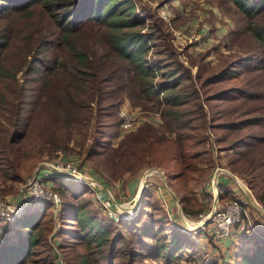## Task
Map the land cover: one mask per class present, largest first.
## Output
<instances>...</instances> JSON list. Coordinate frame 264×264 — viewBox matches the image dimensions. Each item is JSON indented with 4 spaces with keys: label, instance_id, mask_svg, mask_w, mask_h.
I'll use <instances>...</instances> for the list:
<instances>
[{
    "label": "trees",
    "instance_id": "16d2710c",
    "mask_svg": "<svg viewBox=\"0 0 264 264\" xmlns=\"http://www.w3.org/2000/svg\"><path fill=\"white\" fill-rule=\"evenodd\" d=\"M217 3L227 11L235 9V26L225 35V44L237 46L241 55L224 60L218 70H211L201 56L192 74L181 62L169 61L174 52L164 42L156 44L164 35L161 27L148 23L134 0H0V176L21 185L31 176L41 158V151L32 153L26 145L36 135L34 127H41L37 137L43 150H66L75 129H90L101 116L113 118L107 124L115 129L118 106L127 98L134 106L156 103L164 126L160 130L144 121L138 136H125L120 146L130 142L142 150V163L154 164L152 148L169 143L166 162L173 164L167 179L190 181L196 162H209L203 156L211 151L208 133L222 129L215 141L236 151L227 168L247 182L264 208V0ZM241 75L250 78L209 92L208 87ZM211 100L240 101L238 118L213 123L203 106ZM95 154L87 149V155ZM55 180L52 187L62 198L56 215L54 204L45 201L14 220H0V264H55L48 242L54 216L64 235H70L63 247H83L68 264L195 259L196 241L171 223L163 204L151 200L152 193L143 194L140 211L130 222L110 221L87 203H78L86 185L81 192L74 185L81 183ZM232 188L231 182L219 185V206L234 197ZM192 198L184 194L180 199L186 213ZM70 223L76 228H67ZM236 228L254 238V247L239 254L237 264H264V235L246 216ZM185 248L193 250L186 253Z\"/></svg>",
    "mask_w": 264,
    "mask_h": 264
},
{
    "label": "rangeland",
    "instance_id": "374dc122",
    "mask_svg": "<svg viewBox=\"0 0 264 264\" xmlns=\"http://www.w3.org/2000/svg\"><path fill=\"white\" fill-rule=\"evenodd\" d=\"M134 1L137 4L138 9L143 10V14L148 23L161 27L160 30L164 35L156 40V44L164 42L167 44L166 46L169 50L174 52L173 58L169 59V61L175 60L181 62L192 72V74L196 72L197 66L201 61V56H204L202 60L209 68H211V70H218L224 60H232L235 58V55H241V50L237 46L227 47L225 44V35L235 26L237 14L235 13L234 8H232L231 11H227L225 6H221L217 3V0ZM163 3L166 4L167 10L170 13L169 19H164L159 13L160 5ZM178 32H181L182 34L185 33L184 35H186L187 38L184 35H177ZM179 36L180 38H177ZM189 38L191 39L189 40ZM200 42H204L203 46H198ZM166 59L168 60L167 57ZM208 72L209 71L205 74H208ZM19 77L21 78V74H19ZM249 78V75H241L233 81L208 87L210 88L209 92H212L211 94H213V92L224 86L240 85L239 82L242 79L248 80ZM239 104H241L240 101L211 100L203 106L208 118L213 116L214 120L212 122L219 123L226 119L238 118L239 115L236 113L235 108H237ZM226 110L230 111L227 115L224 113ZM123 112L137 115L138 118H142L144 120L132 129L124 131L121 128ZM117 116V120L119 121L116 128L114 127L115 129H109L110 126L107 123L112 121L113 118H109L107 116H101L98 122L92 121V123H90V129L89 127L82 128V130L75 129L72 136L73 140L69 142L66 150H43V140L37 137L41 132V127L40 125L34 127V133L36 135L31 137V134L26 145L32 153H38L41 151V158L35 164L31 175L34 174L37 167L43 161L50 162L57 158H66L85 165L89 172L93 175L94 179L101 181L102 184L109 187L113 192L115 200L113 207L118 210L120 214L119 218L116 219L109 215L108 210L104 208L103 204L97 199L96 193L89 186L86 185L88 188L85 187V191L82 184H74V181L66 180L64 178L59 179L64 180L65 183L68 184L73 182V184L78 187L81 192L84 190L80 199H78L81 201H78V203H87V205L91 206V208L99 216L110 221L123 219L130 222L140 211L143 194L152 193L153 197L151 200H155L154 202H160V204H163L162 206L166 210L171 223L174 226L188 232L191 240L196 241L195 250L191 248H185L184 250L186 253H190L193 250L196 254L194 260L180 261L172 264H237L239 254L247 252L248 249L250 250L254 247V238L252 235L249 237V234H246L244 237L243 234L247 232L245 230L242 232V230L240 231L235 226L230 236L222 241H214L210 234L212 225L205 226L204 229H202L200 224L197 226H190L187 224V221L200 223L212 210L215 201V191L212 180L217 168H225L235 174L236 178L246 187L248 194L251 195L254 205L264 212L263 206L254 196L247 182L239 174L234 173L232 170L227 168V163L235 157L236 151L234 149H230L224 142L215 141V139L220 138L221 134L225 131L222 129H214L212 132L208 133L211 137V142H209L210 144L206 142V147L210 145L211 151L203 156H206L209 159V162H196L198 170L189 173V176L193 178L192 180L169 181L166 176V171L169 166L173 164L171 162H166V157L169 152L168 149L170 147L168 145L169 143H162L161 146L157 145L152 148V157L154 158L153 160H155L154 164L142 163V150H135V147L130 146V142H128L129 144L126 143L125 145L120 146V143L125 136L133 134L131 137H137L138 134H136V132L143 128V124L146 122L151 123L156 128L162 130L164 120L161 117V107H158V105L154 102H150L145 106H134L127 98H125L118 106ZM198 123L199 121L195 119L192 124L197 126ZM95 125L97 130L93 129ZM110 130H112L111 136ZM203 146L204 145L202 144L198 146L197 149L202 150ZM141 147L142 146H139L140 149ZM88 148H90L91 151L94 150L95 153L97 152L98 154L92 156L87 155ZM132 152H136L137 154L132 155ZM151 167L162 170L166 179V184L175 193L179 201L184 194L193 196L194 199L192 198L187 204L189 213H186L183 210L181 201L180 212L176 198L169 192L158 172H154L146 178L143 194L138 204L136 202L134 203L136 199L133 198L139 192L143 174ZM131 168L133 171L130 170ZM224 177L228 178L231 185L235 190H237L234 197H230L227 200L239 199L242 202L246 201L247 222L252 226V228H254V230H257L259 233L264 235V215L249 202L238 186L236 182L237 179L235 181V179L226 172L220 173L218 177V194L219 185H222L224 180H226ZM56 182L57 180H53L51 184L54 186L57 184ZM23 185L14 183L10 180H5L0 176V198L8 197L12 202H18L20 188ZM71 199L72 198L70 197L68 198L70 201ZM154 204H152V206H154ZM146 210L150 211L152 208L148 207ZM53 218L55 219L52 231L54 234L50 235L48 242L53 250L52 253L54 255V263L68 264L70 259L74 257V253L82 251L83 247L76 245V250L63 247L69 242L68 240H71L70 235H64L66 232L60 229L57 216H54ZM67 228L74 229L76 228V225L70 223L67 225ZM252 228L251 230H253ZM71 242L74 244L73 241ZM148 262L154 261L149 259ZM160 264L166 263L161 261Z\"/></svg>",
    "mask_w": 264,
    "mask_h": 264
},
{
    "label": "built area",
    "instance_id": "2783aa9c",
    "mask_svg": "<svg viewBox=\"0 0 264 264\" xmlns=\"http://www.w3.org/2000/svg\"><path fill=\"white\" fill-rule=\"evenodd\" d=\"M159 13L164 19H169L170 13L165 3L160 5ZM184 34L181 32L177 33L180 36ZM180 36L177 38H180ZM203 43L200 42L198 46H203ZM122 116L121 128L124 131L132 129L144 120L138 118L137 115L127 112H123ZM56 178H64L89 186L96 193L97 199L103 204L104 208L108 210L109 215L116 219L120 217L118 210L113 207L115 200L113 192L109 187L102 184L101 181L94 179L85 165L66 158H57L50 162L43 161L37 167L34 174L26 178L25 184L21 187L19 193V196L23 200L22 204H18L15 201L12 202L8 197L0 198V220L11 221L20 214L24 207H41L45 201L54 204L53 210L56 215L62 203L61 195L51 184ZM246 215V205L239 199H231L225 202L222 207L218 206L217 203L215 209L207 215L209 216V221L200 225L204 229L210 223L212 225L211 237L214 241H222L230 236L233 228Z\"/></svg>",
    "mask_w": 264,
    "mask_h": 264
},
{
    "label": "water",
    "instance_id": "95a60500",
    "mask_svg": "<svg viewBox=\"0 0 264 264\" xmlns=\"http://www.w3.org/2000/svg\"><path fill=\"white\" fill-rule=\"evenodd\" d=\"M154 172H158L162 178V181L163 183L167 186L169 192L176 198L177 200V203L179 205V208H180V212H181V207H180V201L178 200V198L176 197L175 193L171 190V188L166 184V179H165V176H164V173L162 172V170L158 169V168H154V167H151V168H148L144 174H143V177H142V180H141V183H140V188H139V192L137 193V197L135 196L133 199H136V203L138 204L142 194H143V189H144V186H145V181H146V178L150 175H152ZM228 173L231 177H233L234 179L236 178V175L233 174L231 171H229L228 169H225V168H217V170L215 171L214 173V177H213V186H214V191H215V201H214V204H213V208L211 211H213L215 209V207L217 206V203L219 201V194H218V177L220 175V173ZM236 181V179H235ZM238 186L240 187V189L242 190V192L244 193V195L246 196V198L249 200V202L255 207L257 208V210L262 213L264 215V212L261 211L258 207H256L251 199V195L248 194L247 190H244L241 185L239 184L238 181H236ZM216 189V190H215ZM209 221V216L205 217L203 219V221H201L200 223H207Z\"/></svg>",
    "mask_w": 264,
    "mask_h": 264
},
{
    "label": "crops",
    "instance_id": "0c3cea01",
    "mask_svg": "<svg viewBox=\"0 0 264 264\" xmlns=\"http://www.w3.org/2000/svg\"><path fill=\"white\" fill-rule=\"evenodd\" d=\"M225 178V177H224ZM226 180H224V183L222 184V186H228L229 184H230V182H229V179L228 178H225ZM222 180V181H223ZM233 189V195H235V193H236V191L237 190H235L234 188H232ZM20 190H21V188H20ZM19 196V195H18ZM236 197V196H235ZM19 199H18V204H22V202H23V200L21 199V196H19L18 197ZM42 207V206H41ZM41 207H35V206H28V207H24L22 210H21V212H20V214L19 215H17L15 218H17L18 216H20L21 214H23L26 210H31V209H39V208H41ZM14 218V219H15ZM13 219V220H14Z\"/></svg>",
    "mask_w": 264,
    "mask_h": 264
},
{
    "label": "bare ground",
    "instance_id": "6f19581e",
    "mask_svg": "<svg viewBox=\"0 0 264 264\" xmlns=\"http://www.w3.org/2000/svg\"><path fill=\"white\" fill-rule=\"evenodd\" d=\"M235 179H237V178H235ZM237 181L239 182V184L241 185V187L244 189V190H246V187L244 186V184L242 183V182H240L238 179H237ZM216 190V189H215ZM136 201H134V203H135ZM134 205V204H133ZM190 221V220H189ZM187 224L188 225H190V226H197L198 224H202V223H199V222H196V223H192V222H188L187 221Z\"/></svg>",
    "mask_w": 264,
    "mask_h": 264
}]
</instances>
